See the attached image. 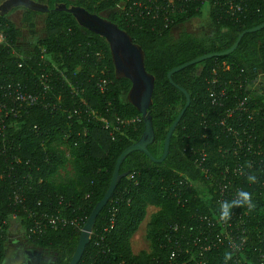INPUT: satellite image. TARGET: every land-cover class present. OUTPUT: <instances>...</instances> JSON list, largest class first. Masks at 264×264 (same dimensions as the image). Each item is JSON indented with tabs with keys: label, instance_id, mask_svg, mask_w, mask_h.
Returning a JSON list of instances; mask_svg holds the SVG:
<instances>
[{
	"label": "trees",
	"instance_id": "1",
	"mask_svg": "<svg viewBox=\"0 0 264 264\" xmlns=\"http://www.w3.org/2000/svg\"><path fill=\"white\" fill-rule=\"evenodd\" d=\"M30 1L46 6L49 12L20 7L19 24L0 14V29L9 43L0 46V80L42 98L17 118L5 120L6 128L0 132V171H5L0 181V264L7 258L13 231L31 249L51 257L49 264H69L80 230L109 189L118 158L139 140L144 121L125 99L130 82L116 76L105 39L57 9L82 8L116 25L141 49L145 70L154 80L149 113L155 141L148 152L159 159L167 132L186 105L184 94L170 83L168 73L199 57L228 51L241 33L264 23V0H236L245 8L237 18L213 7L203 14L190 5L166 30L146 20L128 26L118 9L124 0ZM204 15L208 17L206 32L187 31L188 23ZM38 16L43 17L44 34L38 32ZM50 72L53 84L45 91L39 78ZM263 74L264 28L245 34L231 54L172 75L173 83L190 96V104L172 134L168 155L161 163L139 151L125 158L119 173L126 176L97 216L94 236L79 264H156L158 258L169 264L164 236L173 233L174 225L180 228L179 235L186 236V228L197 215L214 218L219 204L216 186L228 181L232 174L224 172L237 163L244 166L246 175L234 177V185L252 193L254 204L244 226L249 236L246 263L258 264V251L264 252V168L255 165L250 169L246 153L234 155L231 149L240 139L244 145L264 150ZM103 81L108 83L102 87ZM222 90L221 105L212 103ZM243 100L248 111L235 112L228 121L238 134L234 138L216 122ZM119 120L138 121L113 131ZM245 131L251 133L250 138L243 135ZM201 149L207 154V177L194 165ZM253 158L257 162L258 157ZM249 175L256 177L255 183L248 181ZM185 178L192 185L185 184ZM13 181L24 187L22 204L14 202ZM149 207L157 210L145 226L147 249L135 254L131 240L146 220ZM110 213H116L112 228ZM43 215L73 224L53 229L44 222L37 235L30 229ZM220 255L207 257L221 261L227 256L225 252ZM177 264L191 263L179 259Z\"/></svg>",
	"mask_w": 264,
	"mask_h": 264
},
{
	"label": "built area",
	"instance_id": "2",
	"mask_svg": "<svg viewBox=\"0 0 264 264\" xmlns=\"http://www.w3.org/2000/svg\"><path fill=\"white\" fill-rule=\"evenodd\" d=\"M195 7V11L201 10L203 14H206L209 8H217L231 18H237L239 14L245 11V8L241 2L236 0H124L118 4V9L123 14L125 21L129 24L128 26H136L142 20L151 22L152 25L156 23L161 25V28L166 30L174 23V19L177 15L186 14L188 12V6ZM190 6V7H191ZM188 8V9H187ZM156 27H153L155 29ZM8 40L4 31L0 29V46H8ZM56 70V65H52ZM21 67V65H19ZM51 72L49 74H42L39 78L40 85L43 90L47 91L51 89V84H53L52 79H50ZM264 77V74H263ZM6 81L0 80V132L6 128L4 121L11 118H17L21 113L26 112L29 108L33 107L37 101L41 102L42 98L33 93H26L20 91V89H15L10 84H4ZM108 82L103 81L101 83L102 87ZM258 84V82H255ZM101 87V88H102ZM225 96V91L222 90L218 95H214L212 103L220 104V101ZM213 97V94H212ZM47 105H50L47 103ZM248 111L247 103L245 100L236 104L234 108H229L226 110L225 117L221 118L216 122V124L223 126V132L227 134H232L233 137H238L236 130L228 121L233 118L235 112ZM138 120L130 121H117L118 127H113V131L119 130V125H134ZM107 128L109 125H106ZM243 135L251 137V133L244 132ZM4 139V135H2ZM238 146L236 144L231 150L234 155L239 152H244V158H247L248 167L253 169L255 165H259L264 168V154L261 146L257 148L253 147L252 144L244 145L243 141L237 140ZM251 154V155H248ZM250 156V157H248ZM253 157H258L257 162ZM207 160V154L204 149L198 151L194 157V165L201 170L203 175L207 177L209 175L208 169L204 167V163ZM259 162V163H258ZM257 163V164H256ZM226 174L231 173L232 175L226 183L219 182L216 186V196L218 202L223 200H231L235 197V193L238 190H242L241 187L234 185V177H240L246 175L244 166L237 163L233 166L231 171L226 168ZM5 171H0V181L4 179ZM14 183V202L15 204H22L24 201L23 188ZM185 184H190L186 178L184 180ZM182 184V182H180ZM219 205V204H218ZM218 208V207H217ZM239 210V212H238ZM249 208L245 207L242 211L240 208L233 209L232 217L229 221L225 222L219 219V213H215V219L208 217L206 215H197L194 217V223L186 228L188 234L179 235L178 232L180 228L177 225L171 227L173 233H167L164 236L165 242L168 244L169 248V264H177L179 259L186 260L187 263L191 264H248V256L245 254L246 248L249 244V236L247 230L244 228L247 223L246 218L249 216ZM110 228L114 226L116 213H110ZM14 218V217H13ZM47 222L53 229H57L59 225H66L68 223L73 224L63 218L58 217H47L43 215L39 220L37 219L32 228L31 232L35 234L42 233L43 224ZM82 229L80 230V232ZM94 236L93 231L90 233V240ZM136 236V235H135ZM145 241V240H144ZM146 242V241H145ZM145 249H147V242L145 243ZM97 240L94 242V246H97ZM164 248L166 245H163ZM107 252L110 254V250L106 247ZM143 249V250H145ZM225 254L230 255L231 259L225 260V257L219 260H209L207 254H217L221 256ZM219 253V254H218ZM258 264H264V252L258 251ZM217 257V258H218ZM222 257V256H221ZM156 264H163L164 262L159 258L154 260ZM119 264H128L126 261H120Z\"/></svg>",
	"mask_w": 264,
	"mask_h": 264
},
{
	"label": "water",
	"instance_id": "3",
	"mask_svg": "<svg viewBox=\"0 0 264 264\" xmlns=\"http://www.w3.org/2000/svg\"><path fill=\"white\" fill-rule=\"evenodd\" d=\"M15 1H17L18 6L29 9L31 11L41 13L49 12V9L46 6L34 3L30 0ZM57 10L71 14L81 27L105 39L109 46L116 76L120 79H126L130 82V89L125 99L134 108H136V110L140 113L144 121V129L139 140L130 147H128L118 158L113 171L109 189L107 190L101 201L93 209L91 215L87 219L80 233L78 245L71 258V261L69 262V264H79L87 246L90 243V233L93 230V226L95 224L97 216L107 205L108 201L110 200L112 194L114 193L117 187L118 182L126 176V174L119 173L121 163L125 160V158L129 154L139 151L146 154L153 162L161 163L166 159L168 155L172 134L174 133L176 126L180 122L182 116L184 115L187 107L190 104V96L184 89L179 88L173 83L171 79L172 75L202 61L222 55L231 54L237 48L242 37L245 34L254 33L263 29L264 23L256 28L241 33L236 43L228 51L222 54H209L199 57L189 63H186L171 70L168 73L167 77L170 83L184 94L186 98V105L184 109L180 112L174 123L169 128L163 143V153L159 159H156L152 157L151 154L148 152V146L154 143L155 141V133L153 130L152 118L149 113L154 80L152 76H150L145 70L144 56L141 49L135 44H133L128 35L124 31L119 29L116 25L109 23L96 15L90 14L82 8H67L66 6H63Z\"/></svg>",
	"mask_w": 264,
	"mask_h": 264
},
{
	"label": "rangeland",
	"instance_id": "4",
	"mask_svg": "<svg viewBox=\"0 0 264 264\" xmlns=\"http://www.w3.org/2000/svg\"><path fill=\"white\" fill-rule=\"evenodd\" d=\"M5 0H2L0 1V6L4 3ZM12 13V14H10ZM7 14H10L8 16V18L15 24H19V19L22 15V10L20 7L18 6H12L10 9H8V13ZM37 19V25H38V32H40V34L43 33L42 31V27H43V17L42 16H38L36 17ZM208 17L206 15L202 16L201 18L199 19H194L192 20L190 23H188L186 25V29L187 31L189 32H192V33H199V32H206L207 30V26H208ZM44 34V33H43ZM175 35H176V32H175ZM157 209L156 208H153V207H150L147 211V218L146 220L143 222V224L140 226L139 228V231L137 233V240L136 242H133L131 243L132 245V248H133V251L135 254H137L138 252H140L141 250L145 249V246H146V242L144 241V237H145V226H146V223L148 222L149 220V216L151 214H153L152 212H155ZM12 242L11 246L13 245H19V244H26L25 243V239L21 236V235H18L16 232H11V240Z\"/></svg>",
	"mask_w": 264,
	"mask_h": 264
},
{
	"label": "flooded vegetation",
	"instance_id": "5",
	"mask_svg": "<svg viewBox=\"0 0 264 264\" xmlns=\"http://www.w3.org/2000/svg\"><path fill=\"white\" fill-rule=\"evenodd\" d=\"M12 6H18L17 1L5 0L0 6V14L9 16L12 13L7 14L8 9ZM50 262H52V259L46 253L33 250L27 244H19L10 247L4 264H49Z\"/></svg>",
	"mask_w": 264,
	"mask_h": 264
},
{
	"label": "clouds",
	"instance_id": "6",
	"mask_svg": "<svg viewBox=\"0 0 264 264\" xmlns=\"http://www.w3.org/2000/svg\"><path fill=\"white\" fill-rule=\"evenodd\" d=\"M248 181L255 183L256 177L254 175L248 176ZM247 207L249 209L254 207L252 193L245 190H238L235 193V197L231 200H223L219 202L218 213L219 219L222 221H229L232 217L233 209ZM231 259V256L228 255L225 257V260Z\"/></svg>",
	"mask_w": 264,
	"mask_h": 264
},
{
	"label": "crops",
	"instance_id": "7",
	"mask_svg": "<svg viewBox=\"0 0 264 264\" xmlns=\"http://www.w3.org/2000/svg\"><path fill=\"white\" fill-rule=\"evenodd\" d=\"M150 208V207H149ZM148 208V209H149ZM148 211V210H147ZM156 212V211H155ZM152 213H154V212H152ZM139 231V230H138ZM137 234H136V236H134L133 238H132V240H131V243L133 242V244H134V242H136V240H137ZM131 248H132V245H131ZM132 250H133V248H132ZM134 252V251H133Z\"/></svg>",
	"mask_w": 264,
	"mask_h": 264
}]
</instances>
